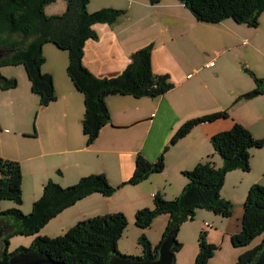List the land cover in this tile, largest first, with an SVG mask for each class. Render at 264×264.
<instances>
[{"label": "crops", "instance_id": "crops-1", "mask_svg": "<svg viewBox=\"0 0 264 264\" xmlns=\"http://www.w3.org/2000/svg\"><path fill=\"white\" fill-rule=\"evenodd\" d=\"M92 1L91 6V0L87 4L90 13L112 8L124 10L125 15L113 24L93 25L96 38L84 43L83 66L97 78H113L127 67L133 53L151 46L152 71L167 76L172 88L155 98L107 97L110 123L87 145L81 129L84 98L67 76L66 51L51 43L42 46L41 71L52 77L56 95L46 107L39 106L38 96L32 93L21 71L22 79L0 71L3 77L17 80L14 89H0V133L5 135L0 136V158L20 166V209L24 214L30 212L47 181L65 188L82 177L103 174L110 186L117 187L110 197L93 193L51 219L50 234L56 237L80 221L116 212L125 216L128 226H134L135 213L151 209L156 194L167 201L180 195L187 183L184 172L206 161L215 169L222 167L210 143L213 135L229 130L233 123L252 133L254 122H264V94L252 101L243 99L255 92V78L264 79V15L252 28L231 19L198 22L177 0H160L156 5L144 0ZM7 67L11 66L1 69ZM223 111L228 118L197 124L171 143L184 123ZM18 143H29L28 148L18 152L9 149ZM250 154L254 156V152ZM137 157L150 164L161 158L163 168L130 185L127 182ZM251 172L256 175L247 176L240 170L225 175L220 195L233 204L230 217L199 209L194 221L179 226L176 239L181 248L175 253L174 264L194 263L201 231L208 243L218 246L206 264H235L252 246L234 248L230 243V237L240 232L248 189L256 183L264 187V163L252 161ZM1 205L2 211L14 207L4 204L1 209ZM168 219L167 215L156 217L148 229H140L138 236H144L155 247Z\"/></svg>", "mask_w": 264, "mask_h": 264}, {"label": "trees", "instance_id": "trees-1", "mask_svg": "<svg viewBox=\"0 0 264 264\" xmlns=\"http://www.w3.org/2000/svg\"><path fill=\"white\" fill-rule=\"evenodd\" d=\"M56 0H0V68L22 66L30 83L32 93L38 96L39 106L46 107L56 100L52 77L41 71L44 63L42 46L55 45L68 54L66 73L75 89L83 95L84 115L81 129L86 144H91L102 127L110 123L106 98L115 95H129L134 98H155L169 91L172 85L167 76L156 75L152 71V47L142 48L130 57L127 67L116 77L97 78L82 63L83 47L87 40L95 39L93 25L113 24L125 15L124 10L104 8L95 12L87 11L89 0H64L66 9L61 15H45L44 8ZM156 5L160 0H144ZM198 22L219 23L231 19L237 24L256 28L259 17L264 12V0H177ZM18 35L20 39L12 36ZM258 95L264 94V79H254ZM17 86L15 79H7L0 74V89L9 90ZM228 118V114L217 112L190 120L175 132L174 143L185 136L195 125ZM215 153L222 160V167L215 169L209 161L198 163L193 170L184 172L187 179L180 195L171 201L156 194L151 209L143 208L134 215V225L138 229H148L153 220L167 215L168 222L160 242L153 247L140 236L138 244L142 254L138 257L123 256L117 252V242L128 226L127 219L120 213L99 215L78 222L62 235L55 238L36 237L30 247L7 251L8 237L30 236L39 232L51 219L77 201L99 193L110 197L117 187L109 185L103 174L82 177L68 187H60L52 181L42 186L41 196L24 215L22 204V175L17 162L0 158V202L11 201L15 207L0 211V218H12L19 228H0V263L8 262L19 255L34 254L53 264H110L113 258L130 262L153 261L158 249L170 232L173 233L171 247L172 264L175 253L181 248L176 236L179 226L194 219L199 209L222 217H230L233 204L221 197L225 175L234 170L250 171L252 148L264 146L263 139H255L238 123H233L227 131L210 138ZM162 159L150 164L141 157L136 158L135 169L127 184L135 185L151 173L161 172ZM260 238V240L258 239ZM258 239L256 243L254 241ZM234 248H246L235 264H252L264 248V187L253 184L248 189L243 203L241 229L230 237ZM218 250V246L206 240L204 232L198 236V253L193 264H206Z\"/></svg>", "mask_w": 264, "mask_h": 264}, {"label": "rangeland", "instance_id": "rangeland-1", "mask_svg": "<svg viewBox=\"0 0 264 264\" xmlns=\"http://www.w3.org/2000/svg\"><path fill=\"white\" fill-rule=\"evenodd\" d=\"M92 2L93 1L91 0L90 6L93 4ZM65 9H66V2L64 0H56L55 2L47 5L44 8V13H45V15H48V16L49 15H61L65 11ZM261 15H264V12L261 13ZM12 38L20 39V36L14 35V36H12ZM1 70H3L2 71L3 73H8L10 75H11V73H14L15 75H17V77H19V79H22L20 74H19V72H18V70H19V71H21V74L24 77H26L24 68L22 66H20L18 69H16L15 67H7V69H1L0 68V71ZM256 98L257 97L252 98L251 101L252 100H256ZM32 119L34 120V112H33V115H32ZM33 120H32V122H33ZM251 121H253V120H251ZM254 124L255 125L251 128L252 129V133H253L252 137L255 138V139H263L264 138V122H261V123L254 122ZM251 125H253V124L251 123ZM0 136H5V135L0 133ZM7 136H12V135H7ZM11 138H14V137H11ZM17 140H21V139H17ZM28 142L34 144V141H28ZM29 143H27V144H29ZM27 144L26 143H18L16 145L10 146L9 149H11L14 152H18L20 150L27 149L28 148ZM9 149L8 148H3V151L4 152H9ZM249 152H254V156L250 154V159H249L250 163L252 161H254V163H256V161H257V162H259L260 165L262 163H264V146L259 148V149L252 148V149L249 150ZM250 175L252 176V175H256V174L254 172L250 173V171L247 172V176H250ZM26 182H27V179H24V184H26ZM1 204H2L1 205V209H3L4 204L12 205V206L15 207V205L11 201H7V200L1 201ZM22 206H23V204H21V206L19 208H22ZM0 211H2V210H0ZM26 214H24V215H26ZM194 220H195V218H194ZM6 225L8 227L12 228V229H16V228L20 227V224L17 221H15L14 219H12V218H9V217L0 218V228L2 226H6ZM134 226H132V225L127 226L126 229L124 230L123 234H122V237L117 242V252L120 255L138 257V256H140L142 254L141 246L137 242L138 239H139L138 235L140 233V229H137ZM50 230H51L50 226L47 223L42 229L39 230L38 233L30 235V236H22V235H13L12 234L11 236L8 237L7 251L10 253V252H13V251H15V250H17L19 248L27 249V248L30 247L31 243L33 242V240L36 237H38V236L43 237V236H45L44 234L48 235L47 236L48 238L56 237V234H50ZM151 230H152L151 232L154 233V229H151ZM67 231L68 230H66V232ZM66 232H64L62 234H59L58 236H62ZM258 239L260 240V238H258ZM258 239H256L254 241V243H256L258 241Z\"/></svg>", "mask_w": 264, "mask_h": 264}, {"label": "water", "instance_id": "water-1", "mask_svg": "<svg viewBox=\"0 0 264 264\" xmlns=\"http://www.w3.org/2000/svg\"><path fill=\"white\" fill-rule=\"evenodd\" d=\"M258 96L256 92H252L243 96L244 100H250ZM173 245V233L170 232L166 239L162 242L158 249V256L153 261L144 262H130L128 260L113 258L110 260V264H172L171 247ZM0 264H53L51 261L40 258L34 254L19 255L15 258H11L8 262ZM252 264H264V248L259 253L257 259Z\"/></svg>", "mask_w": 264, "mask_h": 264}]
</instances>
